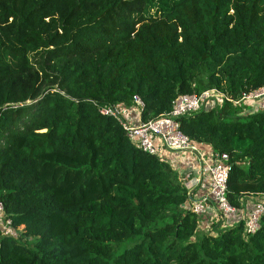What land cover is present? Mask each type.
I'll use <instances>...</instances> for the list:
<instances>
[{
  "label": "trees",
  "instance_id": "trees-1",
  "mask_svg": "<svg viewBox=\"0 0 264 264\" xmlns=\"http://www.w3.org/2000/svg\"><path fill=\"white\" fill-rule=\"evenodd\" d=\"M261 89L264 0H0V203L17 234L0 228V264H264V216L248 237L205 231L184 169L101 113L138 97L146 123L218 91L180 129L230 156L241 209L264 194V106L238 109Z\"/></svg>",
  "mask_w": 264,
  "mask_h": 264
},
{
  "label": "built area",
  "instance_id": "built-area-1",
  "mask_svg": "<svg viewBox=\"0 0 264 264\" xmlns=\"http://www.w3.org/2000/svg\"><path fill=\"white\" fill-rule=\"evenodd\" d=\"M221 94L216 90H208L201 94L180 95L175 100L170 113L156 119L134 124L126 118L125 109L120 106L104 107L101 113L120 121L127 132L128 138L142 151L156 155L171 163L176 169L178 162L186 161V156H192L197 161V169L188 168L183 172L187 178L185 186L190 193L201 190L199 196L191 199L192 211L200 218V226L210 228L214 222L223 223V227H234L244 224L245 236L257 233L264 216V194L251 195V208L244 204L241 209L234 208L228 200V181L233 165L228 154H208L198 148L180 129L179 120L185 116H193L201 111H209L220 102ZM251 97H264V89L253 94H244L245 101ZM250 98V99H251ZM135 106L141 115L144 103L138 97L134 98ZM236 104V103H235ZM177 155L178 159L170 158ZM168 155V156H167ZM12 222L5 220L4 207L0 203V228L5 235L16 237Z\"/></svg>",
  "mask_w": 264,
  "mask_h": 264
},
{
  "label": "rangeland",
  "instance_id": "rangeland-1",
  "mask_svg": "<svg viewBox=\"0 0 264 264\" xmlns=\"http://www.w3.org/2000/svg\"><path fill=\"white\" fill-rule=\"evenodd\" d=\"M253 93H251V94H253ZM250 98L251 97H248V99L243 101V107H241V103L242 102L241 103L240 102H235L236 105H238L240 103V105L238 106V109H239L241 115L245 116V115H247L249 113H254L255 109L257 107H263L264 106V97H261V98L259 97L258 99H255V98L254 99H252V98L250 99ZM222 102H223V100L221 101V99H220V103H222ZM247 107H251V110H250V108L247 109ZM184 174H186V173H184ZM204 229L207 232L210 231V228H206L205 226H204ZM220 229H221V227L219 225L214 227L215 232H217ZM136 241H137V239H132V240L126 241L125 243L119 245L118 249H117V252H119V253L123 252L125 249L129 248V246L132 245L133 243H135Z\"/></svg>",
  "mask_w": 264,
  "mask_h": 264
},
{
  "label": "crops",
  "instance_id": "crops-1",
  "mask_svg": "<svg viewBox=\"0 0 264 264\" xmlns=\"http://www.w3.org/2000/svg\"><path fill=\"white\" fill-rule=\"evenodd\" d=\"M125 115H126V118L129 119V121L131 123H134V124H139L140 123V115L137 114V110L133 109V108H129V109H125ZM172 156V155H171ZM174 156V160L175 159H178V156L177 155H173ZM197 161L193 159L192 156H189L187 155L186 156V161L184 162H178L179 164V168L180 169H188V168H192V169H197ZM200 193H203L202 189L201 190H196V195L199 196ZM251 203H252V197L250 196H246L245 198V201H244V204L247 208H251Z\"/></svg>",
  "mask_w": 264,
  "mask_h": 264
}]
</instances>
